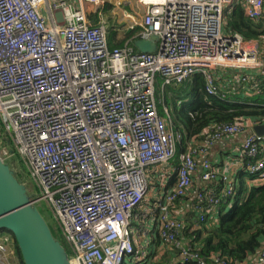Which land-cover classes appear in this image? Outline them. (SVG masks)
Wrapping results in <instances>:
<instances>
[{
	"label": "built area",
	"instance_id": "obj_1",
	"mask_svg": "<svg viewBox=\"0 0 264 264\" xmlns=\"http://www.w3.org/2000/svg\"><path fill=\"white\" fill-rule=\"evenodd\" d=\"M81 1L0 0L3 160L15 171L16 156L27 166L39 190L32 199L49 201L72 264H141L156 229L186 262L227 264L206 260L182 239L186 219L176 202L193 187L197 155L259 124L206 129L175 167L183 137L169 126L168 109L160 115L156 92L158 84L178 86L196 74L205 75L210 94L219 79L246 85L264 74L261 43L226 30L225 11L236 0H137L119 18L127 31L142 27L138 39L157 36V51H139L136 40L111 50L104 14L111 0ZM244 9L258 20L264 0H245ZM242 152L249 185L264 184V135L251 132ZM166 166L164 192L153 195L154 175ZM202 169L206 185L192 203L196 228L210 214L216 221L237 187L210 161ZM219 178L220 190L206 187ZM15 256L14 238L1 235L0 264H20ZM248 264H264V247Z\"/></svg>",
	"mask_w": 264,
	"mask_h": 264
},
{
	"label": "trees",
	"instance_id": "obj_2",
	"mask_svg": "<svg viewBox=\"0 0 264 264\" xmlns=\"http://www.w3.org/2000/svg\"><path fill=\"white\" fill-rule=\"evenodd\" d=\"M244 2L245 0H236L231 7L226 9L225 28L229 32L241 34L246 40H258L264 53V45H262L264 43V16L258 20L249 18L245 13ZM95 17V14L92 15L93 19ZM110 25L108 42L111 50L124 48L127 43L132 44L139 38L142 31V27H136L127 31L124 37L119 39L114 21H111ZM217 85H219L218 92L210 94L207 91L208 80L203 74H196L178 86L158 85L156 96L159 113L161 116H166L165 110L168 109L169 126L179 131L183 137L177 145L175 158L171 162L175 167H179L180 155L187 151L190 145L195 146V142L202 143L206 129H214L219 125L242 120L264 125V75L252 79L241 88L220 85V82H217ZM244 90L245 93L247 91L249 93L244 95ZM186 98H190L193 102L188 109L182 101ZM2 132L3 129L0 126L1 148L4 141ZM15 162L18 163L16 159ZM14 164L12 167H15ZM16 169V176L24 183L20 176L21 171ZM250 178L251 175L246 169L239 173L236 193L220 207L216 214V221L210 214L206 221L196 228L193 226L195 224L193 220L197 217L195 211L187 215L189 218L184 216L186 226L181 232V237L189 242L193 251L198 252L206 260L215 262L219 257L227 264H243L263 249L264 184L249 185ZM171 180L170 186L175 183L176 175ZM218 181L220 182L209 183L206 187L220 190L223 181L221 179ZM181 201H177L176 204L178 205ZM150 206L151 204L148 203L147 207ZM5 233L7 232L0 230V236ZM61 242L68 250L67 244L62 240ZM15 249L19 263L24 264L17 243H15ZM141 264L197 263L184 261L179 250L166 245L160 231L156 229L151 232V244L147 257Z\"/></svg>",
	"mask_w": 264,
	"mask_h": 264
},
{
	"label": "water",
	"instance_id": "obj_3",
	"mask_svg": "<svg viewBox=\"0 0 264 264\" xmlns=\"http://www.w3.org/2000/svg\"><path fill=\"white\" fill-rule=\"evenodd\" d=\"M159 38L137 39L136 48L155 53ZM254 132L264 135V125ZM0 230L14 238L24 264H72L69 253L56 237L46 218L32 199L26 185L16 176L15 169L4 161L0 148Z\"/></svg>",
	"mask_w": 264,
	"mask_h": 264
},
{
	"label": "crops",
	"instance_id": "obj_4",
	"mask_svg": "<svg viewBox=\"0 0 264 264\" xmlns=\"http://www.w3.org/2000/svg\"><path fill=\"white\" fill-rule=\"evenodd\" d=\"M49 2H54L58 0H48ZM73 5L79 6L82 1L81 0H69ZM117 2H122V6H117ZM137 5L132 4V0H111V3H107L104 9V14L106 18L108 19V24L111 26V21H114V26L117 34V38L121 39L124 37L125 33L127 32V21L125 19H120L119 16L122 14L124 10H129L132 11L135 9ZM112 19V20H111ZM110 28V27H109ZM264 75V74H263ZM261 75V76H263ZM261 76H257L261 77ZM218 82V80H217ZM216 82V83H217ZM220 85H230L227 82H224L223 80L219 79ZM219 86V85H217ZM246 85L240 86L244 87ZM244 95H247L249 91L245 93L244 90ZM254 129L251 130L249 128L246 132H243L238 135H234L231 137L224 138L223 140H220L213 145L209 151L205 154H199L196 156V160L198 163V171L194 176V183L193 187L191 188L190 193L186 196L185 199L181 201V203L178 204V210L180 209L183 213L184 216L187 217V215L193 213L192 209V203L195 201L197 197L198 191L206 185V182L201 179L202 175V164L205 161H210L213 166H216L220 168V171H222L225 174H228L234 181L235 184L237 185L238 181V176L239 173L243 170L246 169V160L243 158V152H242V145L247 138V136L253 132ZM169 171V173H168ZM172 168H169V166L162 167L160 169V172L158 174L154 175L155 181L158 183L153 188L154 194L157 195L159 193L164 192V188L162 189L161 186L159 187L160 183H163L166 181L167 173L168 175L171 174ZM169 178V185H167L166 189L171 187L172 183V178L173 177H168ZM220 179V178H219ZM215 183L220 182V181H214ZM189 218V217H187ZM151 225V223H150ZM153 227H156L154 222L152 223ZM257 257L254 256L247 262H244L243 264H248L250 261L254 260ZM14 259L19 262L18 255L14 257Z\"/></svg>",
	"mask_w": 264,
	"mask_h": 264
},
{
	"label": "rangeland",
	"instance_id": "obj_5",
	"mask_svg": "<svg viewBox=\"0 0 264 264\" xmlns=\"http://www.w3.org/2000/svg\"><path fill=\"white\" fill-rule=\"evenodd\" d=\"M132 4L134 6L137 5V0H132ZM91 9L94 10V7H92ZM262 45H264V43H262ZM158 85H160V84H158ZM182 101H183V103H185L186 109H188L190 104L193 103L190 98H188V99L186 98L185 100H182ZM16 161L18 162L17 168L21 171L20 176H21L22 180L24 181V184L26 185L30 195L31 196L32 195H39V190L37 189V186H36L33 178L29 174V170H28L27 166L20 160V158L18 156H16ZM16 171H17V169H16ZM36 205L39 208V210L41 211V213L43 214V216L46 218L50 227L54 231V234H56V236L58 238H60V240H62L61 229L59 228L57 218L55 217V215L53 213V210L51 208L49 201L47 199H40L36 203Z\"/></svg>",
	"mask_w": 264,
	"mask_h": 264
}]
</instances>
